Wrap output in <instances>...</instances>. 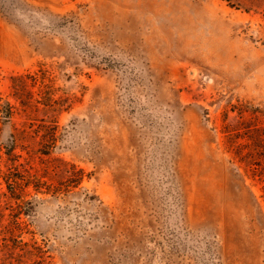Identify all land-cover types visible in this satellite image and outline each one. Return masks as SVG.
<instances>
[{
    "label": "rangeland",
    "instance_id": "obj_1",
    "mask_svg": "<svg viewBox=\"0 0 264 264\" xmlns=\"http://www.w3.org/2000/svg\"><path fill=\"white\" fill-rule=\"evenodd\" d=\"M0 264H264V0H0Z\"/></svg>",
    "mask_w": 264,
    "mask_h": 264
}]
</instances>
